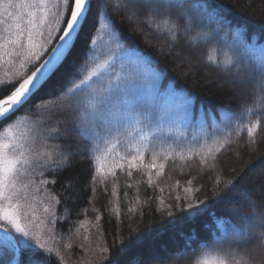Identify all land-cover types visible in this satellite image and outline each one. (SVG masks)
<instances>
[{"label": "snow or ice", "instance_id": "6c2138e0", "mask_svg": "<svg viewBox=\"0 0 264 264\" xmlns=\"http://www.w3.org/2000/svg\"><path fill=\"white\" fill-rule=\"evenodd\" d=\"M96 8L101 10L99 16ZM113 11L172 42L183 38L194 45L222 44L231 54L216 66L243 86L245 97L238 110L223 106L224 128H245L249 143L255 144L257 131L264 127V45L248 43L240 30L231 32L229 40L228 21L209 0H0V68H8L0 75V125L8 122L0 130V264H22V253L27 254L23 264H49L53 256L57 264H64L61 248L73 247L58 240L57 230L49 227L57 222L54 205L61 201L47 187L56 181L46 178L67 166L72 145L56 141H64L69 133H75L90 162L95 161L92 192L98 186L107 193L112 184L114 197L117 170L131 178L134 171L147 169L151 186V169L162 172L165 167L156 163L159 156L167 159L175 153L184 158V149L176 152L173 144L193 146L189 155L200 156L202 164L215 170V153L233 143L228 136L214 139L218 126L212 123L211 110L194 121L197 108L190 89L164 86L165 70L158 62L143 50L121 44ZM94 21L100 26L81 63L78 45L90 26L95 27ZM22 110L40 117L46 113L47 118L11 119ZM243 119L247 124H240ZM193 126L199 131L189 138L182 129ZM148 152L150 165L144 164ZM215 183L230 187L235 181L222 180L217 173ZM201 203L187 207L197 209ZM248 209L233 210L238 219L222 226L214 238L193 241L173 255L188 257L189 264H255L252 249L245 245L251 237L264 241V203L249 199ZM113 211L119 213V206ZM79 247L100 257L95 264H115L116 258L106 255L108 246Z\"/></svg>", "mask_w": 264, "mask_h": 264}, {"label": "trees", "instance_id": "16d2710c", "mask_svg": "<svg viewBox=\"0 0 264 264\" xmlns=\"http://www.w3.org/2000/svg\"><path fill=\"white\" fill-rule=\"evenodd\" d=\"M209 2L221 10L228 21L225 33H228L229 40L232 38L231 32L240 30L248 43L264 45V0H209ZM100 11L99 8L94 9L95 15L99 16ZM111 15L121 34V44L143 50L164 68V86L173 84L177 90L186 88L194 93L197 108L194 121L202 113L211 110L215 114V121L212 123L218 126V133L214 139L228 136L233 143L227 145L221 152L215 153V170L202 164L200 156L189 155L188 149L193 146L187 143L179 146L173 144L176 152L184 149L182 152L184 158L181 159L175 153L167 159L159 156L156 163L158 165L163 163L165 167L162 172L159 168L151 169V186L147 184L149 171L147 169L134 171L131 178L117 170L119 181L117 196L114 197L112 184H109L107 193L98 186L97 192H92L90 180L95 171V161L90 162L75 133H69L64 141H56L72 145L67 166L63 170L46 174L47 179L56 181L54 185L47 187L61 201L60 204L54 205L57 222L49 227L57 230V239L62 243L73 244L71 249L61 248V254L65 257L64 264H88L89 261L95 264L100 259L94 257L92 252L82 250L80 244H84L86 249H95L101 244L108 246L110 251L106 255L109 259L115 257V264H169L166 262L169 259L167 252L173 255L193 241L214 238L218 230H222V226L238 219L233 210L227 209L236 203L233 194L238 188H242V196L237 204L239 206L234 207V210L247 212L249 199L264 203V127L257 131L255 144L249 143L250 138L245 128L241 127L239 131L235 125L228 129L224 128L221 122L223 106H231L233 110H238L237 105L244 102L245 97L241 92L232 89L231 84L227 82L229 76L216 66V61L223 60L226 53L231 54L222 44L214 41L194 45L183 38L178 42H172L147 25L138 27L124 14L113 11ZM94 23L95 27L90 26L88 33L78 45L81 63L84 62V54L90 39L96 38L95 29L100 26L99 23L95 21ZM161 41L167 44L163 45ZM183 43L189 47L200 48L204 67L214 70L224 79V83L212 81L211 78L207 81L201 69L181 62L177 52L181 50L177 47ZM171 46L173 50L170 49ZM5 71H8L7 66L0 68V75ZM21 117L39 119L47 118V114L40 117L35 111L27 113L22 110L11 119ZM247 122V119H243L240 124L244 125ZM7 123L5 121L0 125V130L7 126ZM182 130L189 138L199 131L196 126ZM164 150H168L167 144L164 145ZM119 151L124 154L122 149ZM156 151L160 152L161 149L157 148ZM113 159L114 155L108 158L107 163L111 164ZM152 162L151 153H146L144 164L150 165ZM209 163H213L211 158ZM232 169H235V172H232ZM217 173H220L222 180L233 179L234 185L217 186L215 183ZM109 180L111 181L110 176ZM189 180L193 181L191 185L188 184ZM127 184H131L132 187H126ZM185 188H191L192 192H185ZM197 201H203L197 209L187 207L189 203L195 204ZM117 205L119 213L113 211ZM130 208L135 211H129ZM41 211L42 208L38 210V214ZM97 215L101 217L100 220L96 219ZM48 219L51 220L53 217L49 216ZM251 242L257 243L258 249L253 250ZM153 244L155 248L151 247ZM125 245L127 248L121 253L119 250ZM262 245L264 241L258 237H251L245 245L252 249L255 264H264ZM162 247L166 249V253L161 250ZM173 258L177 259L175 256ZM26 260L27 254L22 253V264ZM178 261L183 263L175 264H189L188 257H181ZM49 264H57L55 256L49 260Z\"/></svg>", "mask_w": 264, "mask_h": 264}, {"label": "rangeland", "instance_id": "374dc122", "mask_svg": "<svg viewBox=\"0 0 264 264\" xmlns=\"http://www.w3.org/2000/svg\"><path fill=\"white\" fill-rule=\"evenodd\" d=\"M136 23V25L138 27H140V22L139 21H134ZM161 44L165 45L167 43H165L164 41H161ZM185 43L183 44H180L178 45L177 48H179L181 51H177L178 52V55L180 56V60L181 62H184V63H187L189 65H192L194 67H197L198 69H201L203 71V74H204V79L208 81V79H212V81H216V82H222L224 83V79L221 78V76L219 74H217L214 70L210 69V68H205L204 64H203V61L201 60V49L200 48H197V47H189V46H186L184 45ZM170 47V46H169ZM171 50H173V46H171L170 48ZM230 84H231V87L232 89H236V91H239L241 92V88L243 87L242 85H237V84H234L232 82V80L228 79V81ZM242 194V188H238L233 196L236 198V203H234L233 205L227 207L228 210L232 211L234 210L233 208L234 207H237L239 205H237L239 203V200H241V195ZM252 200V199H250ZM254 202H257L256 200H252ZM258 244L257 243H254V242H251V247L253 248V250H256L258 249ZM152 248H155L154 247V244L151 246ZM162 251H164L165 253L167 252L166 249L164 247H162L161 249ZM168 255V260L166 262H168L169 264H175V263H183V262H179L178 259H174L173 255H171L170 253L167 252ZM184 258V257H183ZM170 260V261H169Z\"/></svg>", "mask_w": 264, "mask_h": 264}]
</instances>
